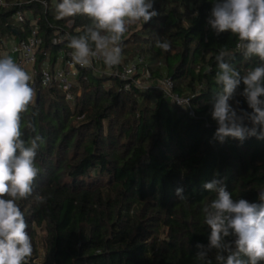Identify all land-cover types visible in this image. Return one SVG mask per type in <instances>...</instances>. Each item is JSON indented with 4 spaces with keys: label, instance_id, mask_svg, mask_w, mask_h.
<instances>
[{
    "label": "trees",
    "instance_id": "trees-1",
    "mask_svg": "<svg viewBox=\"0 0 264 264\" xmlns=\"http://www.w3.org/2000/svg\"><path fill=\"white\" fill-rule=\"evenodd\" d=\"M46 1L47 9L39 0H7L10 5L0 10L1 35L19 41L28 39L32 21L38 19L37 69L44 53L54 61L69 48L66 34L84 36L92 26L83 14L57 20L60 0ZM214 3L154 0L158 16L127 25L121 66L143 58L151 72L147 89L133 85L127 91L119 78L85 69L67 98L36 78V96L21 113L22 138H41L33 195L18 202L34 248L29 264H221L217 250L208 249L210 229L202 213L216 194L203 184L222 180L234 199L261 203L264 139L226 138L221 143L214 138L211 109L223 88L215 81V57L228 49L231 56L225 62L241 77L264 67V61L245 58L230 31L217 35L207 28ZM20 10L27 12L24 25L13 21ZM158 38L170 42L168 52L156 47ZM89 46L95 50L91 40ZM164 77L174 82L175 93L190 97L194 117L155 87ZM244 87L241 79L230 103L239 100L251 112ZM177 188H183L187 200L179 199ZM37 194L46 202L38 204ZM38 230L46 250L41 263L35 261ZM198 242L207 251L204 259L197 257Z\"/></svg>",
    "mask_w": 264,
    "mask_h": 264
},
{
    "label": "clouds",
    "instance_id": "clouds-1",
    "mask_svg": "<svg viewBox=\"0 0 264 264\" xmlns=\"http://www.w3.org/2000/svg\"><path fill=\"white\" fill-rule=\"evenodd\" d=\"M55 10L57 20L77 14L92 20L86 35L71 38L68 45L73 50V61L81 67H90V57L97 56L108 68L120 65V43L127 25L145 24L158 16L154 0H60ZM207 22L217 35L226 31L234 34L238 38L236 49L242 50L245 58L255 56L264 61V0H215ZM89 40L95 50L90 48ZM156 47L168 52L171 45L158 38ZM226 56L231 53L225 48L215 57L219 69L215 81L223 88L211 109L217 124L214 138L221 143L226 138L240 142L253 136L264 139V67H255L241 77L235 67L225 62ZM241 79L245 86L242 96L251 112L240 107L239 100L230 103ZM30 80V75L11 57L0 58V264H29L34 251L18 203L33 195V182L40 172L35 158L41 138L26 142L21 130V113L28 110L36 96ZM203 188L216 194L202 208L210 229L208 249L217 250L216 260L221 264L264 262V190L259 194L261 203H254L234 199L222 180L213 179ZM176 194L180 200L188 198L183 188H177ZM35 200L43 204L46 197L37 194ZM195 247L197 257L204 259L205 246L198 242ZM221 252L227 253L226 258Z\"/></svg>",
    "mask_w": 264,
    "mask_h": 264
},
{
    "label": "built area",
    "instance_id": "built-area-1",
    "mask_svg": "<svg viewBox=\"0 0 264 264\" xmlns=\"http://www.w3.org/2000/svg\"><path fill=\"white\" fill-rule=\"evenodd\" d=\"M39 1L46 9L48 8V1ZM9 5L10 3L7 2V0H0V10L7 8ZM14 5L21 6L22 3L16 2ZM26 15L27 12L21 10L18 11L13 15L14 23L24 25L26 23ZM37 21L38 19L32 21L31 34L27 40L19 41L14 37L2 36L0 33V55L3 52L13 55L15 57L14 62L25 71L27 67H30L31 80L29 83L32 84L33 88L35 87L36 78L39 77V82L42 87L60 89L67 93V98H71L72 89L77 83V77L80 72L85 69H91L99 76L107 75L119 78L124 82L123 89L127 91H129L133 85L140 89H147L152 84V82H150V69L143 58L131 61L122 66L120 64L113 68H108L103 63L102 57H90L91 66L81 67L73 61V50L71 48L61 50L54 61L50 59L47 53H44L45 59L40 64L39 69H37V50L41 43V39L38 37L39 26ZM72 24V22L68 23L70 27ZM207 28L210 31H213L208 22ZM71 38L72 37L69 34H66L65 39L71 40ZM59 42V39L54 38V44H59ZM139 73H141V75L138 78L137 74ZM155 87L162 91L165 96L170 98L177 105L189 108L190 115L193 117L195 116V113L191 108L190 97L175 93V84L170 78L164 77L163 79L158 80V82L155 83ZM78 94H80V92Z\"/></svg>",
    "mask_w": 264,
    "mask_h": 264
},
{
    "label": "rangeland",
    "instance_id": "rangeland-1",
    "mask_svg": "<svg viewBox=\"0 0 264 264\" xmlns=\"http://www.w3.org/2000/svg\"><path fill=\"white\" fill-rule=\"evenodd\" d=\"M126 36L128 37L129 34L127 33ZM26 72L30 75L31 77V70L30 67L26 68ZM80 92V91H79ZM38 237L36 239V245L35 248L37 250V258L35 259L36 262H42L45 259L46 253H45V244H44V236L42 231L38 230Z\"/></svg>",
    "mask_w": 264,
    "mask_h": 264
},
{
    "label": "crops",
    "instance_id": "crops-1",
    "mask_svg": "<svg viewBox=\"0 0 264 264\" xmlns=\"http://www.w3.org/2000/svg\"><path fill=\"white\" fill-rule=\"evenodd\" d=\"M5 57H11L15 61V57L13 55H10L7 52L1 53L0 58H5Z\"/></svg>",
    "mask_w": 264,
    "mask_h": 264
}]
</instances>
